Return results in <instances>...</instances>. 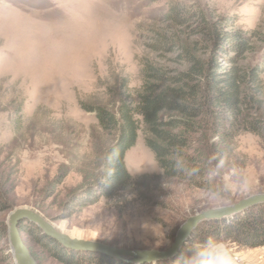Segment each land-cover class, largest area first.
<instances>
[{"label": "rangeland", "instance_id": "obj_1", "mask_svg": "<svg viewBox=\"0 0 264 264\" xmlns=\"http://www.w3.org/2000/svg\"><path fill=\"white\" fill-rule=\"evenodd\" d=\"M171 2L199 7L212 24L242 32L245 52L216 50L205 33L195 34V25L167 20ZM177 33L190 36L200 60L217 61L220 74L230 67L244 73L238 100L226 105L218 95L205 132L188 152L197 162L208 158L206 175L198 178L208 182L197 187L166 177L141 128L126 155L134 185L76 211L71 196L98 180L102 152L113 142L95 113L82 106L117 113L121 96L142 87L147 63L185 70L178 48L153 47ZM225 178L231 189L211 198ZM0 189L8 208L0 206V264H15L8 220L19 208L38 212L77 238L123 250L167 251L188 218L264 194V0H0ZM247 211L200 224L186 244L202 238L209 223ZM29 224L20 222L22 228ZM22 236L39 264H62L38 235L26 230ZM229 242L247 253V264H264V247ZM187 250L156 262L109 258L114 264H181L177 260Z\"/></svg>", "mask_w": 264, "mask_h": 264}, {"label": "trees", "instance_id": "obj_2", "mask_svg": "<svg viewBox=\"0 0 264 264\" xmlns=\"http://www.w3.org/2000/svg\"><path fill=\"white\" fill-rule=\"evenodd\" d=\"M197 8L171 2L166 19L180 27L195 25V34L205 33L216 50H224L228 46L239 54L245 52L248 45L242 32L228 31L222 26L224 23L212 24ZM189 41L188 34H184L183 38L177 33L174 38L165 37L155 44L156 51L160 47L170 51L178 48V61L183 62L186 69L171 72L160 65L147 63L142 87L135 94L121 96L117 113L102 105L82 106L86 112L95 113L100 129L104 134L113 136V142L102 152V170L98 180L93 186L71 196L69 204L76 211L96 204L101 198L110 199L134 185L135 180L126 167V155L136 146L141 128H144L145 145L155 155L166 177L182 179L197 187H203L208 182L198 181L199 177L206 175L202 165L207 164L208 158L206 162H197L188 152L197 143L195 137L205 132L204 125L206 122L209 124V110L219 105L218 95L226 105L238 100L239 85L245 83L244 73L241 68L230 67L220 74L218 67L221 65L214 59L200 60L197 47ZM2 195L0 189V206L7 210L6 196ZM262 207L252 208L225 223H209L201 232L204 236L198 241L224 237L240 246L264 247ZM29 225L26 228L20 226V231L28 230L38 235L44 245L52 246L53 256L62 264H114L113 259L102 254L69 250L44 235L34 224ZM177 261H182V258Z\"/></svg>", "mask_w": 264, "mask_h": 264}, {"label": "water", "instance_id": "obj_3", "mask_svg": "<svg viewBox=\"0 0 264 264\" xmlns=\"http://www.w3.org/2000/svg\"><path fill=\"white\" fill-rule=\"evenodd\" d=\"M264 205V194L246 198L235 205L208 210L188 218L177 233L175 243L167 251L160 250H123L105 245L100 242L89 241L60 231L55 224L47 220L38 212L19 208L13 211L8 220L9 241L15 264H38L25 244L20 231V222L28 221L38 227L44 235L55 240L63 247L82 252L101 253L115 259L127 262H156L176 257L185 244L190 240L198 226L208 221H221L249 210L252 207Z\"/></svg>", "mask_w": 264, "mask_h": 264}, {"label": "clouds", "instance_id": "obj_4", "mask_svg": "<svg viewBox=\"0 0 264 264\" xmlns=\"http://www.w3.org/2000/svg\"><path fill=\"white\" fill-rule=\"evenodd\" d=\"M222 190L211 193V198L219 199L232 187L230 179H222ZM247 188V177L241 183ZM225 203L228 201L225 199ZM247 253L243 249L235 248L224 237H209L204 241H192L181 264H247Z\"/></svg>", "mask_w": 264, "mask_h": 264}, {"label": "bare ground", "instance_id": "obj_5", "mask_svg": "<svg viewBox=\"0 0 264 264\" xmlns=\"http://www.w3.org/2000/svg\"><path fill=\"white\" fill-rule=\"evenodd\" d=\"M60 231H62L61 229H59Z\"/></svg>", "mask_w": 264, "mask_h": 264}]
</instances>
